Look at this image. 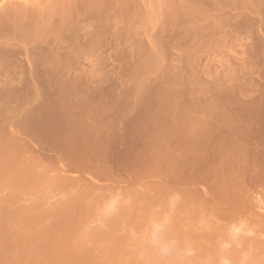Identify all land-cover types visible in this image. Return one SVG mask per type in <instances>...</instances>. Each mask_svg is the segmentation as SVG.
Segmentation results:
<instances>
[{"label":"rangeland","instance_id":"rangeland-1","mask_svg":"<svg viewBox=\"0 0 264 264\" xmlns=\"http://www.w3.org/2000/svg\"><path fill=\"white\" fill-rule=\"evenodd\" d=\"M219 1H221V3ZM226 1H228L226 3L227 5L224 4ZM213 2H209L211 4L209 6H207L209 3L208 4L204 3L205 8H203L204 6H202V9H201V10L204 9L203 13L199 12V14L200 13L203 14V15L200 14V17L198 16L199 21L197 19H194V20L192 19L193 21L192 22L190 17H189L190 18L189 20L191 22H189L187 18L182 19L187 16L177 17L181 19L179 20L176 18L178 22L176 20L175 22L177 23H174L173 20L170 23L165 20L166 18L159 19V21L161 22L157 21L156 24L157 23L158 24L155 25L156 28L154 31V35L156 36L153 35L155 42L158 41L155 44H157L158 47H161L160 49L158 48L159 50L156 49L157 51L150 50L148 48H146L148 50L142 49L140 51L139 49H133V48L127 49L129 39L127 40L125 39L123 41V45H124V42L126 41L125 42L127 44V45L125 44L126 48L123 47V48L118 49L119 47L117 48L116 47L117 45L115 46V44L117 43L114 44L115 41H112L113 37H111L112 35L110 33H107L108 34L107 38L105 37L104 41L102 39L104 38V36L100 38V42L103 41L102 43L104 44L103 46V44L101 43L103 46L102 53L100 54L101 50H98L97 48L99 52H97L98 54H96L95 53L96 50H95L94 51L95 56L93 55L92 57L93 53L88 56L84 55L83 59L85 60V62L80 56L81 54H79V56L78 55L73 56V54L72 56H70L71 54H66V49H64L63 46L61 47L57 43L51 45L50 47L47 48V50L44 51L43 55L45 56L44 58L46 60V63L49 62L46 65L43 64V62L42 64H40L39 62L36 61V59H40L41 61H43L44 58L41 59L43 55L40 56L41 58L40 57L36 58V56H39V55H34L35 57H33L32 55H26L24 53L22 54V52L17 53L16 50H12L14 51L13 53L10 52L11 51L10 50L9 51L10 55H9L7 52L8 49L6 48L0 49V58L2 56L5 57L2 60V62H0L1 63L0 67L2 68L0 69L1 75H3V73L4 74L6 73V75L9 73L13 74L14 76L17 75V80L14 82L12 81L10 83H4V82L0 83V261H2L0 262V264L1 263L8 264L9 262H11V264L13 263L14 264L16 263L24 264L25 262L26 264H36L37 262L40 264L39 261H41L40 259L42 258H43L44 263H41V264H46L48 259L50 262H47V264L49 263L51 264L52 260L56 259V257L58 258L56 260L58 262L59 258L63 259L64 257L63 255H65L66 257L69 254H70L69 257H66L65 259L66 261L65 264H72L71 262H74L72 260H75L76 264L78 263L87 264L90 261L92 262L91 258L96 259V260L98 259V257L96 256L94 257V255H92L97 251V249L100 250L98 251V253L100 252L103 254L105 249L106 251L109 250L108 248L109 245L112 247L114 246L115 248L117 247L116 249L118 251H116V249L111 247L110 250L111 249L115 250L114 252L111 250V252L113 253L111 252L109 253L111 258L108 254L104 252L103 256L106 254L105 256L108 255L109 257L107 258L108 261L110 259L109 261L110 263L106 261L105 262L106 264L107 263L111 264L114 261V259L116 260V262L119 260L118 261L119 263L122 262L121 260H123L122 264L123 263L125 264L127 262H129L127 264H132V262H134L133 264H136V263L137 264H142V263L152 264L153 262L158 263L159 262L158 259L162 257L165 258L164 259L165 261L167 260L166 258L168 257L170 258V256H172V260L168 259V261L170 260V262H172L174 259L173 257L176 256V253H177L176 250L174 251L175 243L173 245L171 239L169 243L166 237H163L164 234L166 233L165 236L169 235L170 238H176L177 241L180 239L178 237L179 236L178 234L176 235L174 234L175 237H173V234H172L173 232L165 228L166 226L164 225L165 221L167 223V220H166L167 217L165 218V216L169 214L168 205L172 203L171 201L169 202V200L175 195L174 192L172 193L171 191L176 190L175 193H177L178 188L180 189L185 188L188 190H190L189 187L197 189L198 187L200 188L201 186L202 188H204L203 186L206 187L207 184H209V181H207V183L203 181L201 182L200 178L204 176L212 177V175L214 176L213 177V179H215L214 181L216 182V180L217 181L219 180L220 184L223 182L224 183L233 182L235 178L239 179L240 181L243 180V182H246V181L249 182V180L252 179V176L256 178L255 180H257V183H259L258 181H260L261 179L264 180V176H263L264 167H262L264 166V0H225V1L224 0H216V1L213 0ZM212 3L214 5H212ZM221 4L225 6H222ZM207 7L208 8L211 7V8L208 9ZM209 16L211 17L210 18L211 20L216 18L214 19L215 24L219 22L220 20L222 21L223 19L222 21L223 24L221 23V21L219 22V24L221 23L220 25L222 27L224 26L223 28L221 27L222 30L221 28L217 30L218 27H220V25L219 24H217L219 26L213 25L212 24L213 21L209 19ZM217 16L221 17L222 19L217 18ZM203 18L205 20H203ZM164 20L166 21V23ZM207 20H209L208 23H207ZM194 21H195V24H194ZM209 22H211V24L214 27L211 26ZM198 23H201L203 25V28H202V25L200 24L198 25ZM168 24L170 26H167ZM209 25H210V28H208ZM172 26L174 27L171 28ZM199 26L201 30L199 29ZM216 26L217 28L215 29ZM193 27H196L197 29H199L200 32L203 31L204 33L206 32L205 29H208V30L210 29L209 30L210 34L206 32L204 35L203 32L200 33L196 28H193ZM177 29L179 31L183 30V32L182 31L177 32ZM224 29H226L225 30L226 33ZM173 30L175 32L174 34L172 33ZM211 30L213 32H211ZM214 31H216V33ZM167 32L170 35H168ZM160 33H162L164 36H161L162 34ZM196 34H197V37H196ZM206 34H209V35H206ZM183 35L185 36L182 37ZM211 35L214 37L213 38L209 37ZM216 35H218L217 38L220 36V39L219 38L217 39ZM159 36L162 38H160ZM170 36L172 37V39H170L171 38ZM203 36L206 38L203 39ZM164 37L169 42H166V40L163 39ZM199 37H200V40H198ZM108 38L111 40V42ZM156 38L157 39L160 38L161 40L160 39L157 40ZM145 39H146L145 36H142L139 40L140 41L143 40L144 43L147 44L148 41ZM209 39L212 41L216 40L217 42L214 41L213 43L212 41H209ZM106 40H107V44H106ZM177 40H180L179 44L177 43L178 42ZM183 40L185 43L183 42ZM189 40L190 41L193 40V43H191L192 41L190 42ZM204 41H207V43H205ZM218 41L220 43H218ZM111 43H113L114 45ZM180 43L185 44V46H187L190 43L191 46H195L197 48L196 50L194 49L192 50L193 47L190 46L191 49H188L190 50L188 51L187 48L183 49L184 46L180 45ZM211 43L212 45L214 44L213 47L217 46V48L218 47H221V48L214 49L212 46H209L211 45ZM101 44L99 47L100 49H101ZM171 44L174 46H172ZM110 45L113 46L111 51H109V48L112 47V46L110 47ZM178 45H180L183 50L179 49ZM189 45L187 47H189ZM202 45L204 47H202ZM198 46H201V47H198ZM208 46L211 47V49H209ZM122 49H124V51ZM64 53L66 56L64 55ZM103 53L105 54L103 55ZM56 54H58L59 56L60 55L62 56L60 57L55 56ZM98 55L99 56L101 55L100 58L103 56V61L99 58ZM46 57L48 59H46ZM56 57L59 58L61 63L59 61H57L58 63L56 62L55 60ZM30 58H33V59H30ZM86 58L90 59V61L92 59L91 62H93L94 64L91 62H89L91 65L87 64L88 61H86ZM5 59L6 61L7 59H10L8 60V62L10 61L11 63L9 62L8 64V62H5ZM29 59L32 62H34L33 60H35V64L32 65L33 63ZM27 60H29L30 62L29 61L27 62ZM53 60H55V62ZM78 60H80L81 62ZM19 61H21L23 65L20 64L21 62L18 64ZM34 66L35 68H33ZM23 69L25 70L22 71ZM19 79L20 80L22 79V80L20 81ZM66 154L72 155L71 160L73 159V161L74 160L86 161L87 163H90L92 165H105V166H110V168L112 166L115 168V170L114 168H112V170H114L113 173L118 176L124 175L125 173L131 176H138V177L140 176L139 177L140 179H138L137 183H133L134 185L130 184V186L126 184H121V183L120 184L116 183V185H114L112 181L105 179L104 180L105 182H104L103 178L96 175L95 178H96V181L98 180L100 182V183L98 182L100 187L101 186L103 187L105 184L107 185V183L109 185L112 182V184L117 189L113 188L114 186L110 184L113 187L110 185L109 186L112 187L113 189H116V191L115 190L113 191L112 189L109 190L110 193L109 191H106L108 192V194L106 193L107 195L105 198L104 197L105 192L104 194L98 193V190L100 188H98L97 183L95 182L96 184H94V186L95 188L96 187L98 188L97 193H96L98 195L94 194V196H92L90 192L91 198L93 197V200L91 199L93 203H91L90 198H88L89 196L86 199L85 198L83 199L82 195L84 193H81V191L78 190L77 188L79 186H82V184L78 185L76 183L75 186L77 185L78 186L76 188H72L71 186L72 184L69 185L65 183L68 186V188H70L69 186H71V191L66 190L68 188L64 184L61 185L63 187L62 190H59L61 189V186L59 188L58 186L57 187L55 186L57 185L58 181H56L57 183H55L54 185L55 180H57L55 179L57 178L55 174H58L60 172L61 166L64 164V162L61 163V160L59 159V157L60 156L62 157V155L67 156ZM56 160H58V162H55ZM41 161H44V162H41ZM38 162L42 163L39 165H44V166H41V168H39L37 164L36 166H31L32 164L34 165V163H38ZM54 162L57 163L56 167L53 164ZM60 163H61V166H59ZM48 164H50L52 168L55 167L56 170L53 169L54 171H50L52 168ZM47 166H49V169L50 168L51 169L50 170L47 169L48 168ZM42 168L48 171L50 180L52 179L53 174L55 172L54 174L55 178L53 177L54 181L51 180L52 182H50V180L47 179L48 175L46 174L45 171H42L43 170ZM39 169H42V170H39ZM49 171L53 173H49ZM74 171L73 172L71 171V173L69 171L67 173L70 176V179L71 177L73 178L76 175L80 177L84 175L83 177L84 178L86 177L85 175L87 173L81 175V174H78L81 172L78 171L77 173V170H74ZM42 172L45 173L43 174V179H44V175H46V178L44 179L46 181H44L43 179L41 180ZM141 173L143 174L142 176H141ZM227 174L228 175L230 174V175L228 176ZM38 175H39V178H38ZM94 175L95 174H93V176ZM232 175L233 177L235 175V177L232 178ZM257 175H259V177ZM33 176L36 177V180L38 178L37 182L39 181L40 183L38 184L37 182L32 183V181L28 182L30 181L28 180V178L30 179ZM89 176H90V173H89ZM230 176L231 178H229V180L231 179V181H228L227 177H230ZM242 177L246 180L244 181ZM91 178H92V175H91ZM91 178L89 177V179ZM175 178H178V179L183 178L185 180L189 179L191 180V182L190 181L187 182L183 180L184 184L182 182H181L182 184L173 183L172 186H174L177 189L175 190L170 189L169 191L170 193L168 192L169 195H171V193L174 195H172V197L169 198V195L167 193L168 197L166 196V198L163 199V200L166 199L165 203H163L165 207L162 208L160 203L162 204V202H164L161 199L163 197H158L155 191L159 190L160 189L159 187H161L162 184L165 183L167 185L166 182L170 181V179H175ZM85 179L87 181L88 177H86ZM237 179L236 181L238 182L234 181V183L238 184L237 186L240 188V190H236V191L238 193H240L239 191H241V194L243 195L237 194L236 192L235 193L237 194V196L239 195L238 198L240 196L241 197L244 196V197L242 198V201H241L240 198L237 199V196H236L235 200H237L238 203L236 201L234 202L240 205V207L242 206V202L246 201L245 198L246 199L248 198V200L250 198L251 199L253 198L254 194L256 193L255 189L256 191L259 190V192H262L260 194H263L264 192L263 191L264 190L263 180H262L263 183H261L263 186L261 185L259 188V185L255 181L251 183L253 179L250 180V183H249L250 186L248 185V182H246L245 185L243 182H242L243 185L242 183L241 185H239L240 181ZM18 180L24 183H21V184L19 182L17 183ZM93 180L94 178H92V181ZM86 181H84V184H86L85 183ZM254 182L256 184H254ZM210 183L214 184L213 181H210ZM217 183L218 182H216L215 184L217 185ZM141 184L142 186L143 185L146 187L148 186L147 189L149 192L145 190L144 186L143 188H140ZM251 184L254 187L255 185L256 186L258 185V188L255 187L253 189ZM137 185H139L140 191L141 189H143L144 191L142 193V198L137 196L139 192V190L138 191L136 190L138 189ZM53 186H55L56 188L54 187L55 188L54 189ZM64 186L66 189L64 188ZM75 186L73 185V187ZM164 186L161 188L164 189ZM244 186H246L248 190H250L251 188L252 190H254V191L251 190L252 193L254 192L253 194L249 191L251 193L250 196L252 197H249L248 190L246 188L245 190ZM238 187L235 189H238ZM261 187H262V190H261ZM155 188L157 189L155 190ZM242 189L247 191V194L244 191H242ZM75 191L77 194L79 195L81 194L80 195L81 198L78 197L76 193H74ZM162 191H164L163 194H162ZM162 191L161 193L160 191H158V193H160L161 195L165 197L166 194L164 193L166 191L165 190H162ZM198 191L200 193H204V189L200 188ZM93 192H96V190ZM139 193H140L139 195H141V192ZM149 193H151L150 195L151 200H149L148 198L147 200L148 203L143 202L142 204V202L140 201L141 203L138 202L139 205L137 204V206L133 207L135 204V201L138 199L137 198L134 200V197L137 196L141 198L140 200L143 199L142 201H144L143 197L145 198L148 197ZM70 194L76 195V198L82 199V201L87 204L89 202L88 205L90 206H87V209H86L85 207L87 205L86 204L84 206V208L86 209V210L85 209L83 210L84 212L88 211L89 210L88 207H90V209L92 208L91 211L89 210V212H91L90 215L93 214V211L95 213L91 217L90 215H88L89 217L86 218L84 225L82 222L81 224L78 222L79 220L78 216L79 214L80 215L86 214V213L89 214V212H86V213L81 212L77 215L76 209L78 208H75L76 205L74 204L75 205L74 206L72 204L73 200L69 199V198L73 199L72 195ZM260 194H257V195H260ZM102 195H104L103 196L104 198L102 197ZM95 196L99 198L96 200ZM155 196H157L158 198H156ZM76 198L73 201L74 203L75 202L78 203L80 201V199L76 200ZM167 198H169V200ZM64 199L67 202L63 201ZM173 199L174 198H172L171 200ZM64 202L66 203V205H64L65 204ZM70 202L74 206L75 210H72L74 208L71 205H70V208L72 207V209L69 210ZM125 202L127 203V205ZM166 202L168 204H166ZM173 202L175 201L173 200ZM80 204L82 206L84 203L82 204L81 202ZM131 204L133 205L130 206ZM67 205H68V208H67ZM57 206H58L59 212H57V210H55L56 212L53 210L54 207H57ZM112 206L116 212L112 209ZM192 206L190 210L191 212L194 210L193 212L194 217L196 216L195 214H197L198 212L200 213L202 211L201 209L205 211V209L203 208L204 206L202 207V205L198 206V204L195 205L194 203ZM197 206L199 208L202 207L199 209L200 211L198 210ZM51 207H53V209ZM62 207L64 208L65 212H67L68 214L70 213V211L71 212L73 211V214H75L76 212L77 216L74 215L75 217L72 219H75L77 217L76 219L78 220H73V221L70 220L71 219L70 216H73L71 215L72 213L70 214L69 219H67L66 216H65L66 218L64 217L66 219V222L67 220H69L70 224L72 223L79 224V226L75 224L74 226H71L70 224H68L69 225L68 230H71L72 232L69 231L68 233L67 229H65V227H67L66 225L67 223L65 222V219H64V222L66 224L64 223L60 224L61 221L63 222V220L61 219L63 217L62 214H60L62 217L61 216L57 217L58 214L55 216V213L61 212L60 208ZM122 208H125L126 210ZM136 208L137 209L141 208V210L137 212ZM193 208L197 210L195 211V209ZM255 208L250 209L251 211L249 212L246 210L247 213L251 212L249 216H251L253 212L255 214L257 213L256 215L260 214L259 217L262 216L261 214L264 215V213H261V212H264V208H260L261 212L258 210L259 208H257L259 212L256 211ZM67 209L69 210V212ZM121 209L122 211L124 210L123 211L124 213L121 211ZM48 211L50 214L48 213ZM78 211H80V208ZM119 211L123 213L124 215L122 214L121 216ZM134 211L135 213L137 212V215L141 214L142 217L144 216L143 219L140 218V219H137L138 220L137 221L135 219L137 216H135ZM51 212L53 215H51ZM126 212L129 216L131 212L134 213V214L131 213L132 215H134V217L132 215L131 216L140 224L135 222L131 216L130 218L129 216L123 217L127 215L125 214ZM162 212L164 213L162 214ZM9 213H11V215ZM67 213L63 215H66ZM117 214H120V215L117 217ZM246 215L242 213V215H240L242 216L241 220L243 219V216H246ZM86 216H82V217L85 218ZM199 216H201V213ZM199 216L197 215V218L195 217L197 221L193 217L195 223L197 222V224L193 223L195 224L194 227H193L192 222L190 223V225L188 224L186 227V229H189V232L191 231L194 232L196 229L193 235L198 233L201 228L206 227L208 223H209V226L206 227V230H208L207 228L211 229V226H212V222L210 223V220H209L210 217L205 219L206 217H208V215L205 218L203 217L205 220L201 217L202 218L201 221L204 220L205 222V223L203 222L204 224L201 221H199L200 220ZM249 216H247V218H249ZM59 217H61L60 223H58ZM109 217H111L112 219ZM27 218L30 221V223H28L29 222L28 220H27L28 222L26 221ZM31 218H34V220L37 222H35ZM53 218H57L58 220L55 223L56 225L53 224V222L56 220ZM90 218H93V219L91 220ZM122 218H124L123 222L125 221V218L132 219L135 225L133 226L134 223H132V225L130 224L127 226V223L129 224L128 222L129 220H127L125 221V224L120 223L121 225H123L122 228L120 227L121 226L120 224L116 225V226L120 225L119 227L121 228V229L118 228V230L120 229L121 231L116 232L117 228L115 230L114 228L116 226L112 223L116 221L117 223H119L118 222L119 220L120 222H122ZM163 218H165L164 222L161 221L163 220ZM110 219L112 220V223ZM239 219L240 217L236 219L235 222L232 221L234 225L236 221L237 223H239L240 221ZM17 220H19L18 221L19 224L17 223ZM21 221L25 223H22ZM198 221L199 223L201 222V225L198 224ZM242 221H240V224L242 223ZM20 222L26 226L30 224L28 225L29 228L28 226L25 228V226H23ZM105 222H108V225ZM220 222L223 224L222 221ZM225 222L232 223L230 221H225ZM13 223L14 224L16 223V225L21 224L22 226L21 225L13 226ZM50 223H52V226ZM130 223H131V220H130ZM103 224H105V226ZM158 224L162 226H159ZM191 224L194 229L192 227L190 228ZM245 224H246V227L250 225V224L248 225L247 223ZM80 225L82 226L80 227ZM102 225L104 229L105 227H107V229L109 228L110 229L109 230L105 229L106 230L105 231L101 227ZM136 225H138V227H136ZM198 225L202 227L200 228ZM226 225L227 224L224 223V226ZM237 225L240 226L239 224ZM237 225H235V227ZM241 225H244V224H241ZM112 226L114 228L111 229ZM126 226H127V229H130V230L133 228L131 230L132 233H129L130 231L126 230L125 228ZM232 226L229 228H234ZM70 227L78 228L77 231L76 229L73 228L74 231L78 233H74L73 229ZM196 227H199L200 229L198 228L197 230ZM249 227H247V229ZM30 228L36 231V232L34 231L31 232L32 235L31 233H29ZM42 228L44 229L41 230ZM160 228L162 231L159 230ZM237 228H240V227H237ZM237 228L236 229L234 228V229L237 230ZM243 228L245 229V225L241 229L243 230ZM99 229L103 230L102 234L101 232L99 233L100 231ZM223 229L221 228V231ZM225 229L227 230V228ZM44 230H45V233L43 232L42 234V231ZM59 230L61 234L59 233ZM110 230L115 231V234L113 235L114 232L112 233ZM156 230L157 231L159 230V234L155 232ZM212 230L213 229L209 230V232L211 231L213 233ZM228 230L232 231V229H228ZM228 230L225 231V237L221 234L222 232L219 231L221 234V237H223L224 240L227 238L226 241L222 240L223 238H220V237H219L220 239L218 240L214 239V236H213L212 239L214 240L213 242L214 244H212L211 241L213 240L210 237H209V241L207 240V238L206 239L203 238L204 240H206L204 242V241H201L203 239L198 240V239L191 238L192 233H193L192 232L190 234L191 237H189V239L187 238V236L182 237V239H180L182 243L180 242V244H182V247H184L183 245H186V244H184L185 242H183L182 240H186V242H188L189 240L190 242H192V244H190L189 242L187 244L189 246L192 245L191 247H193V249L191 248V252L192 251L194 252L196 250H197L196 251L197 253L199 251H200L199 253L202 252L200 254L201 256H199V254L197 253H194L197 256L193 254L195 257H197L196 258L197 260H198V256L199 258H202V257L205 258L206 256L209 257L210 255V257L208 258V261H206V258L205 260L204 258H202V261L205 263L211 262L210 258L213 259L214 262L216 261L215 263H217V260L218 261L220 260L218 256L222 257L224 253L225 254L227 253L229 256L228 259H230L231 257L232 258L231 260L234 259L233 261L236 262V264H239V263L242 264L241 257L242 256L244 257L248 252L244 251L246 252V254L241 252L242 245H243L241 241L243 240L244 242L245 240L246 242L244 243L246 244L247 241L249 242L250 238L244 237L245 239H243L242 237H240L242 238V240L241 239L239 240L238 237L239 235H242L241 232H240L241 234H239V232H236L235 230H233L236 233L234 232L230 233L231 231L229 232ZM46 231L48 234L51 233L52 240H50V242L55 241L53 244L48 242L49 239L51 238H48L50 237V235L47 236L48 239L46 238L45 235H48L46 234ZM54 231L55 233L52 234ZM86 231H89V232L91 231L89 234L90 237L87 235L89 232L86 233ZM107 231H109L110 234ZM123 231H126V232H123ZM92 232L94 233L96 232V233L94 234ZM120 232H123V234L121 233V237L127 235V233L129 234L128 235L129 237L127 236L126 238L123 237L124 240L123 238L119 239ZM179 232L181 231L175 230L174 233H179ZM189 232H187L186 234H188ZM247 232L248 234L251 233L250 230L246 231V233ZM33 233L35 236L34 238H32ZM56 233H58L59 235H64V236H60V241L58 239L59 236L58 234L56 235ZM118 233H119V236H117V241L122 240L121 243L117 242L116 240H114L115 242L113 241L114 239L113 237H115L116 239V235H118ZM227 233L229 235H227ZM233 233L236 235H231ZM26 235H28V238ZM38 235H40L41 238ZM156 235H160V236L158 237ZM66 236H68V238H66ZM69 236L71 237L73 236L72 239ZM228 236L229 237L231 236L232 238H234V236H238L236 237V239L234 238V241L235 242L237 241V243H232V244H236L237 247L236 245H235L236 248L234 246H231V247H234V249H238L240 251L234 250L233 248L230 247L232 239L230 237L231 241H227L229 240ZM242 236H244V234ZM262 236L263 235H261V239L263 240L264 237ZM29 237H31V239L33 240H31ZM36 237L39 239H37ZM87 237H89L90 241H87L88 239ZM53 238H55V240H53ZM217 238H218V233H217ZM56 239H58L57 241H59L58 242L59 246L63 245L64 242H66L65 243L66 249H64L65 247H62V246L61 248H58ZM68 239L72 240L71 243H69L70 245L68 244L69 242ZM176 239H173V242L174 240L176 242ZM62 240H63V243L61 242ZM92 240L94 241L92 242ZM216 240H217L218 248L220 247L219 240L224 241L225 244H228V243L230 244H228V248H225V246L223 247L221 246L222 248L220 247L218 249V248H215L217 247L215 243ZM73 241L77 243H74ZM157 241L162 242V243L161 242L159 243L160 248H159V245L155 244ZM238 241L241 243H239ZM33 242H36V245ZM164 242L167 243V245L169 244V246H167ZM193 242H195L194 243L195 246H193ZM43 243L44 244L46 243V244L44 245ZM55 243L57 245H54ZM196 243L198 244L196 245ZM238 243L241 245V247H239ZM49 244L51 247L54 245L53 249L55 250L51 249ZM200 244L202 247L198 246ZM225 244L223 243L220 245H225ZM38 245L40 248L37 247ZM170 245L173 247H170ZM205 245H207L209 248L207 246L204 247ZM214 245L215 247H210ZM31 246H35V248ZM67 246L69 248H67ZM163 246L165 248L169 247V250L170 248H173L172 249L173 252L170 251V253L171 252L172 254L175 253V255H172V254L165 255L169 251L168 250L167 252L164 251L166 249H164ZM155 247L157 249H155ZM199 247H201V249H203L204 247V249L201 251L199 250ZM42 248H43V251H41L42 252L41 253L40 250H42ZM85 248L87 249L89 248L90 251L89 249L88 251H86L87 249ZM152 248L153 250H151ZM246 248L248 251V247ZM73 249L75 251L78 249L79 252L81 250L80 253L83 256L80 253H78V251L75 252ZM91 249L95 252L91 253L92 252ZM215 249L216 251H214ZM221 249L224 252L221 253L222 251ZM227 249H229L230 253L233 251L234 252L231 253L230 255ZM82 250L84 251V254L87 253L89 256H87V254L84 255L82 253L83 252ZM155 250H158L156 251L157 253L155 252ZM47 251L49 252V255H47L48 254ZM148 251L149 252L151 251L149 257H147L149 255V253H147ZM181 251L182 250H180V252ZM53 252L54 254L57 253L56 256H54ZM71 252L76 254V256L74 254H71ZM88 252H90V254ZM118 252L119 254L120 253L121 254L119 255ZM183 252L185 253V251ZM205 252L207 254H205ZM210 252H212V254ZM40 253L43 254V257L41 256L39 259V256L41 255ZM138 253H140V255ZM146 253L147 255H145ZM238 253L242 254V256L238 255ZM59 254L61 255V257ZM116 254L118 255L116 256ZM158 254L160 256H158ZM186 254H181L180 256L182 257H180L179 252H178L177 258L175 257V260L178 259L179 264L182 263V261L184 262L185 261L184 258L186 259L187 257L189 258L190 256V255L189 256L187 255V257H184V255L186 256ZM227 254H226V257H227ZM45 255L47 256V258ZM80 255H81V258H79ZM90 255L92 256L90 257ZM233 255L234 257H237V258L232 257ZM86 256L88 257L89 260L88 259L87 260L89 262H87L86 260H85L86 262L84 261ZM155 256H156V259L158 258L157 259L158 261L155 258L153 259V257ZM178 256L181 258V260L179 259ZM191 256L189 258L190 259L189 264L191 260L195 258L194 256L193 257ZM100 257L102 259V255ZM136 257H138L139 259ZM141 257L144 259H142ZM151 257H152L151 259L152 262L150 261ZM216 257L218 258L217 260H215ZM68 258H69V263L67 261ZM62 259H60L61 262H62ZM111 259L113 261H111ZM189 259H186V260H189ZM228 259L226 260L225 258L224 260L222 258L221 261H219L218 263L220 264L221 262L222 264L225 261L224 263L228 264L229 263ZM245 259H247V257H245ZM162 260L160 259L159 264L160 263L164 264L165 262H167V261L164 262ZM175 260L174 262L176 263L177 260L176 261ZM231 260H230V264H234V262L232 261L233 262L232 263ZM103 261L102 262L99 261V262L102 264ZM55 262L53 264H57ZM75 262L73 264H75ZM96 262H98V260ZM186 262L188 264V261ZM186 262L184 263L186 264ZM193 262H195V259L191 263L193 264ZM196 262H199V261H196ZM93 264H96V263L93 261Z\"/></svg>","mask_w":264,"mask_h":264},{"label":"bare ground","instance_id":"bare-ground-1","mask_svg":"<svg viewBox=\"0 0 264 264\" xmlns=\"http://www.w3.org/2000/svg\"><path fill=\"white\" fill-rule=\"evenodd\" d=\"M214 1H216V0H214ZM225 1V0H224ZM209 2H213V0H0V46H2V47H0V49H2V48H6V49H8V54L10 55V53H9V51L10 52H14V51H12V50H16V52L18 53V52H22V54L24 53V54H26V55H32L33 57H35L34 55H39V56H36V58H38V57H40V56H42L43 54H44V51L45 50H47V48L48 47H50L51 45H53V44H55V43H57L58 45H60L61 47L63 46V48L64 49H66V54H71L70 56H72V54H73V56H79V54H81L80 56L82 57V59L84 58V55L86 56H88V55H90V54H92V57H93V55H94V51H95V53L96 54H98L97 52H99L98 50H101V52H100V54L102 53V48H103V46H104V44L102 43L103 41H104V39H105V37L107 38V33H110L112 36L111 37H113V40L112 41H115L114 42V44L115 43H117V44H115V46L118 48V49H120V48H126V41L124 42V45H123V41L126 39H129V43H128V45H127V49H130V48H133V49H139V51L140 50H142V49H146V48H148V49H150V50H159L161 47H158L157 46V44H155L156 42H158V41H156L155 42V39L153 38L154 36H156V35H154V31H155V28H156V26L155 25H157L156 24V22L157 21H159V19H161V18H166L165 20L166 21H168V22H172V20L174 21V23H177L178 22V20H176V18L177 17H180V16H187V17H184V18H182V19H185V18H187L188 19V21L189 22H191L192 21V19L194 20V19H199L198 18V16L200 17V14L201 13H203V10H201L202 9V6H204L203 8H205V4L204 3H209ZM220 3H221V1H219ZM228 1H226L225 3L224 2H222V3H224V4H226ZM214 3V2H213ZM212 3V5H214ZM202 4H204V5H202ZM217 4V3H216ZM219 4V3H218ZM209 5H211L210 3L207 5V6H209ZM222 5V4H221ZM220 5V6H221ZM227 5V4H226ZM219 6V7H220ZM222 6H225V5H222ZM216 7H218V6H216ZM208 8V7H207ZM211 8V7H210ZM210 8H208V9H210ZM199 12H201L200 14H199ZM206 12V11H205ZM210 13V12H209ZM208 14V13H207ZM206 14V15H207ZM201 15H203V14H201ZM208 16V15H207ZM191 18V21L189 20L190 18ZM202 18V17H201ZM211 17L209 16V19H210ZM212 18H213V16H212ZM217 18H221V17H219V16H217ZM177 19H179V18H177ZM214 19H216V18H214ZM214 19H210L211 21H213V25H217V24H219V22L221 21H219V22H217L216 24L214 23ZM222 19V18H221ZM164 20V21H165ZM175 20L177 21V22H175ZM179 20H181V19H179ZM203 20H205L204 18H203ZM217 20H219V19H217ZM163 21V20H162ZM166 21H165V23H166ZM196 21V20H195ZM195 21H194V24H195ZM199 21V20H198ZM197 21V22H198ZM202 21V20H201ZM208 21L209 20H207V23H208ZM222 21H223V19H222ZM222 21H221V23H222ZM159 22H161V21H159ZM181 22V21H180ZM186 22V21H185ZM193 22V21H192ZM197 22H196V24H197ZM204 22V21H203ZM203 22H201V23H203ZM216 22V21H215ZM174 23H172V24H174ZM201 23H198V25L200 24V25H202ZM206 23V22H205ZM204 23V24H205ZM210 24H211V22H209ZM220 23V24H221ZM211 24V26H213ZM219 24V25H220ZM223 24V23H222ZM166 25V24H165ZM219 25H217V26H219ZM167 26H170L169 24L167 25ZM166 26V27H167ZM217 26L215 27V29L217 28ZM174 26H172L171 28H173ZM214 27V26H213ZM222 26L220 25V27H218V29L217 30H219V28H221ZM224 27V26H223ZM222 27V28H223ZM170 28V27H169ZM193 28H196V27H193ZM202 28H203V25H202ZM208 28H210V25H209V27ZM222 28H221V30H222ZM157 29H159V28H157ZM189 29H191V28H189ZM197 29V28H196ZM199 29H200V26H199ZM199 29H197L198 31H199ZM205 29V28H204ZM161 30V29H160ZM170 30V29H169ZM174 30H176V29H174ZM174 30L172 31V33L174 34L175 32H174ZM201 30V29H200ZM208 29H205V31L207 32V33H209V30L207 31ZM213 30V29H212ZM211 30V32H213ZM226 29H224V31H225ZM180 31H182L183 32V30H180ZM178 29H177V32H180ZM184 31H185V29H184ZM189 31V30H188ZM200 32V31H199ZM201 32H203V31H201ZM200 32V33H201ZM205 32V33H206ZM215 33H216V31H214ZM163 33V32H162ZM162 33H160V34H162ZM166 33V32H165ZM168 33V32H167ZM185 33V32H184ZM188 33V32H187ZM191 33V32H190ZM195 33V32H194ZM205 33L203 32V34L205 35ZM220 33V32H219ZM225 33H226V31H225ZM180 34V33H179ZM179 34H178V36H179ZM186 34V33H185ZM197 34H198V32H197ZM197 34H196V37H197ZM210 34V33H209ZM209 34H206V35H209ZM106 35V36H105ZM154 35V36H153ZM168 35H170L169 33H168ZM176 35H177V33H176ZM193 35V34H192ZM195 35V34H194ZM201 35V34H200ZM104 36V38H102L103 39V41L102 42H100V38L101 37H103ZM142 36H145V40H147L148 41V43L147 44H145L144 43V41L142 42V41H140L139 39L142 37ZM161 36H164L163 34L161 35ZM172 36V35H171ZM170 36V37H171ZM185 35H183L182 37H184ZM199 36V35H198ZM217 36L218 35H216V38H217ZM110 37V36H109ZM110 37V38H111ZM158 37V36H157ZM160 37V36H159ZM165 37H166V35H165ZM165 37L163 38V39H165ZM195 37V36H194ZM209 37H214V36H209ZM208 37V38H209ZM225 37V36H224ZM223 37V38H224ZM144 38V37H143ZM142 38V39H143ZM148 38V39H147ZM160 38H162V37H160ZM159 38V39H160ZM174 38V37H173ZM180 38V37H179ZM193 38V37H192ZM201 38H202V36H201ZM206 37H204L203 36V39H205ZM208 38H207V40H208ZM211 38V39H212ZM219 39H220V36L218 37ZM217 38V39H218ZM222 38V37H221ZM109 39V38H108ZM157 39V38H156ZM159 39H157V40H159ZM170 39H172V37L170 38ZM184 39V38H183ZM186 39V38H185ZM196 39V38H195ZM110 40V39H109ZM161 40V39H160ZM166 40V39H165ZM182 40V39H181ZM198 40H200V37H199V39ZM202 40V39H201ZM146 41V42H147ZM173 41H174V39H173ZM178 42V44H179V42H180V40H177ZM190 41V40H189ZM192 41V42H191ZM190 42L191 43H193V40H191ZM209 41H212V40H210L209 39ZM215 42H217L216 40H214ZM214 41H212L213 43H214ZM110 42H111V40H110ZM166 42H169L168 40H166ZM165 42V43H166ZM183 42H184V40H183ZM205 43H207V41H204ZM103 44V46H102V44ZM176 43V44H177ZM185 43V42H184ZM218 43H220L219 41H218ZM218 43H216V44H218ZM100 44H101V49L99 48L100 47ZM106 44H107V40H106ZM108 44H109V42H108ZM111 44H113V43H111ZM113 44V45H114ZM164 44V43H163ZM169 44V43H168ZM190 44V43H189ZM188 44V45H189ZM209 44V43H208ZM165 45V44H164ZM172 45V44H171ZM171 45H170V47H171ZM180 45H182V46H184L183 47V49L185 48H187V50L188 49H191V47H193L192 48V50L194 49V50H196V48L197 47H195V46H191V44L189 45V47H187L188 45H187V43H186V45L187 46H185V44H181L180 43ZM180 45H178L179 46V49H182L181 48V46ZM199 45V44H198ZM205 45V44H204ZM214 45V44H213ZM213 45H212V43H211V45H209V46H212L213 47ZM112 45H110V47H111ZM163 46V45H162ZM169 46V45H168ZM172 46H174V45H172ZM191 46V47H190ZM208 46V47H209ZM166 47V46H165ZM176 47V46H175ZM198 47H201V46H198ZM202 47H204L203 45H202ZM97 48H98V50H97ZM109 48V47H108ZM113 48V46L111 47V48H109V51H111V49ZM115 48V47H114ZM116 48V49H117ZM159 48V49H158ZM167 48V47H166ZM173 48V47H172ZM207 48V47H206ZM214 49L215 48H217V46H214L213 47ZM218 48H221V47H218ZM217 48V49H218ZM117 49V50H118ZM148 49H146V50H148ZM182 49V50H183ZM198 49H200V48H198ZM197 49V50H198ZM202 49H204V48H202ZM209 49H211V47H209ZM106 50V49H105ZM114 50V49H113ZM116 50V51H117ZM123 51H124V49H122ZM156 50V51H157ZM121 51V50H120ZM125 51H127V50H125ZM130 51V50H129ZM188 51H190V50H188ZM15 52V53H16ZM105 52V51H104ZM115 52V51H114ZM138 52V51H137ZM106 53V52H105ZM105 53H103V55L105 54ZM41 54V55H40ZM6 55V54H5ZM13 55V54H12ZM11 55V56H12ZM46 55V54H45ZM64 55H65V53H64ZM63 55V56H64ZM55 56H59L58 54H56ZM60 56H62V55H60ZM59 56V57H60ZM66 56V55H65ZM64 56V57H65ZM95 56V55H94ZM99 56V55H98ZM101 56V55H100ZM100 56H99V58H100ZM45 56L43 55V57L41 58V59H43ZM48 57H49V55H48ZM5 57H1L0 58V62H2V60L4 59ZM62 58V57H61ZM60 58V59H61ZM76 58V57H75ZM74 58V59H75ZM91 58V57H90ZM30 59H33V58H30ZM29 59V60H30ZM46 59H48L47 57H46ZM55 59V58H54ZM80 59V58H79ZM102 61H103V56L100 58ZM8 60H10V59H7V61H6V59H5V62H8ZM29 60H27V62L29 61ZM56 62L57 61H59L60 63H61V61L59 60V58L58 57H56ZM55 60H53L54 62H55ZM62 60V59H61ZM84 60V59H83ZM100 60V61H101ZM14 61V60H13ZM31 61V60H30ZM29 61V62H30ZM34 62H32L33 64L32 65H34L35 64V60H33ZM36 61L37 62H39L40 64H42V62H43V64H48L49 62H47L46 63V60H45V58L43 59V61H41L40 59H36ZM41 61V62H40ZM48 61V60H47ZM63 61V60H62ZM73 61H75V60H73ZM78 61H80V60H78ZM86 61H88L87 62V64H90L89 62H91L92 61V59H91V61H90V59H87L86 58ZM4 62V61H3ZM10 62V61H9ZM9 62H8V64H9ZM15 62V61H14ZM21 61H19L18 62V64L20 63ZM36 62V63H37ZM81 62V61H80ZM84 62H85V60H84ZM11 63V62H10ZM17 63V62H16ZM15 63V64H16ZM38 63V64H39ZM58 63V62H57ZM91 63H93V62H91ZM20 64H22V62L20 63ZM29 64H31V63H29ZM39 64V65H40ZM74 64V63H73ZM78 64V63H77ZM94 64V63H93ZM101 64H103V63H101ZM105 64V63H104ZM0 65H1V63H0ZM13 65V64H12ZM17 65V64H16ZM15 65V66H16ZM23 65V64H22ZM91 65V64H90ZM11 66V65H10ZM36 66V65H35ZM35 66L33 67V68H35ZM76 66V65H75ZM9 67V66H8ZM20 67V66H19ZM22 67V66H21ZM14 68V67H13ZM0 69H2L1 67H0ZM25 69H23L22 71H24ZM3 71V70H2ZM1 72V71H0ZM22 78V77H21ZM39 79V78H38ZM17 80V75L16 76H14L13 74H7L6 75V73L4 74L3 73V75H1V73H0V83H2V82H4V83H10V82H14V81H16ZM20 80V79H19ZM22 80V79H21ZM20 80V81H21ZM62 144V143H61ZM67 156H63L62 155V157L60 156L59 157V159L61 160V163L62 162H64V164L61 166V163H60V165L59 166H61V169H60V172L58 173V174H55V172H54V174L57 176V178H55L54 176V174H53V177L55 178V179H57V180H55V182H54V185H55V183H57L56 181H58V183H57V185H55L56 187L58 186V188L61 186V185H65L67 188H68V186L66 185V184H69V185H71L72 186V188H76L79 184L81 185L82 184V186H79L80 187V189H79V187H77L78 188V190H80L81 191V193H84L83 195H82V197H83V199L85 198H87L88 196V198H90V200L92 199L93 200V197L91 198V194H92V196H94V194L95 195H98V194H96L97 193V190H98V188H100L99 190L101 191H99L98 190V193H103L104 194V192H105V196L104 195H102V197L104 196L105 198H106V195L108 194V192H106V191H109V190H115L116 191V187L114 186V185H116V183H121V184H126V185H128V186H130V184H133V183H137L138 182V179H140L138 176H131V175H128V174H125L124 173V175H116V174H114L113 173V171L115 170V168L114 167H112L111 166V168H110V166H105V165H92V164H90V163H87L86 161H78V160H74L73 161V159L71 160V157H72V155H70V154H66ZM59 156V155H58ZM41 162H44V161H41ZM47 162H49V161H47ZM46 162V163H47ZM55 162H58V160H56ZM53 163L54 164V166L56 167L57 166V163ZM45 163V164H46ZM36 164H37V166H39V168H41V166H44V165H39V164H42V163H34V165L32 164L31 166H36ZM56 164V165H55ZM47 165V164H46ZM45 165V166H46ZM48 165H50V164H48ZM51 166V165H50ZM48 168L47 169H49V166H47ZM55 167H53L52 168V166H51V170L50 171H54L53 169H55ZM262 167H264V166H262ZM112 168H114V170H112ZM24 169V168H23ZM43 169V170H42ZM42 169H39V170H42V171H45L46 172V174L48 175V171L47 170H45L44 168H42ZM58 169V168H57ZM26 170V169H25ZM56 170V169H55ZM74 170H77V173H78V171L79 172H81V173H78V174H81V175H83V174H86L85 176L86 177H88V179H89V177L91 178V175H92V178H94V180L92 181V178L91 179H89V180H91V181H89L88 179H87V181H89V182H87L86 181V177L84 178L83 176H78V175H76V176H74L73 178L71 177V179H70V176L67 174L69 171H70V173H71V171L73 172ZM27 171V170H26ZM49 171V173H53V172H50ZM264 171V170H263ZM263 171H261V172H263ZM74 172H76V171H74ZM83 172V173H82ZM256 172V171H255ZM260 172V173H261ZM89 173H90V176H89ZM118 173H120V172H118ZM228 173V172H227ZM264 173V172H263ZM42 174V178H41V180L43 179V174H45L44 172H42L41 173ZM93 174H95L94 176H93ZM256 174V173H255ZM259 174V173H258ZM262 174V173H261ZM40 175V174H39ZM39 175H38V178H39ZM68 177H67V176ZM99 176V177H101V178H103V181L105 180V179H108V180H110V181H112L113 182V184H112V182L110 183V184H112V185H110V186H112L113 188H116V189H113L112 187H110L109 185H108V183H107V185L105 186H101L100 187V185H99V181L97 180L96 181V178H95V176ZM127 175V176H126ZM143 174L141 173V176H142ZM228 175V174H227ZM230 175V174H229ZM228 175V176H229ZM242 175V174H241ZM260 175V174H259ZM259 175H257L258 177H259ZM50 176H52V175H50ZM256 176V177H257ZM262 176V175H261ZM264 176V175H263ZM33 177H34V179H33ZM33 177H31L30 179L28 178V180H30V181H28V182H31L32 181V183H36L37 182V180H38V178H37V180H36V177L35 176H33ZM53 177H52V179L51 180H53ZM213 175H212V177H207V176H204V177H202V178H200V181L202 182H205V183H207V181H209V184H207V186L205 187V186H203L204 188H202L201 186H200V188L201 189H204V193H200L198 190L200 189L199 187V189L197 188V189H194V188H192V187H189L190 188V190H188V189H185V188H175L174 186H172V184L173 183H175V184H184V182H183V180H185V179H183V178H175V179H170V181H168V182H166L167 183V185L164 183V184H162V186L161 187H163L164 185L167 187H165L164 186V189L163 188H161V187H159L158 189L159 190H157V191H155V193H157L156 195L158 196V197H163V198H161L162 200L164 199V198H166V196L168 197V195H169V191H170V189H177L178 191H177V193H175V191H171L172 193L174 192V194H172L171 193V195H169V198L170 197H172V195H174L172 198H174L173 200L175 201V202H173V200H171L172 198H170V200H169V198H167L168 200H169V202L171 201L172 203L171 204H169L168 205V207L170 208V210H169V208H168V213H166V214H168V215H166L165 216V218L167 217V223H166V221H165V218H163V220H161V221H165L164 222V225L166 226H164L165 228H167V229H169V230H171L173 233V237H175V235L176 234H178L177 236L180 238V239H182V237H186L187 236V238L189 239V237H191V233L193 232V231H191V232H189V229H186V227H187V225L189 224L190 225V223L192 222V224L193 223H195V221H194V219H195V217L197 218V215L199 216L200 215V213H201V216H199V221H201V219L204 217H206L207 215H208V217H206L205 219H207V218H209V220H210V223L212 222V226H211V229H213L212 231H213V233L211 232H209V230H211V229H209V228H207L208 230H206V227H208L209 226V223H208V225L206 226V225H204V226H206V227H203V228H201L202 226H199V227H196L197 228V230H198V228L200 229L199 230V232L198 233H196L195 235H193L194 233H195V231H196V229H195V231L192 233V237L191 238H194V239H203V238H207V240L209 241V237L212 239L213 238V236H214V239H220V238H223V237H221V234L225 237V231H227L228 229H232V231L230 232L229 230V232L230 233H232V232H234L233 230H235L237 227H240V228H237V230H235L236 232H239V234H241L242 233V235L244 234V236H242V235H239V237L238 236H234V238L236 239V237H238L239 238V240L241 239L242 240V238L243 239H245L244 237H249L250 238V240H249V242L247 241V243L245 244L244 242H246L245 240H244V242H243V240L241 241L242 242V244L244 245H242V251L241 252H243V253H245L246 254V252H248L244 257L242 256V254H240V253H238V255H241L242 257H241V260H242V264H264V238H263V240L261 239V235H263L262 237H264V215L263 214H261L262 216H260L259 217V215H256L253 211V215L251 214V216H253V217H251V216H249V214L251 213H247L246 212V210L249 212V211H251L250 209H253V208H255V210L256 211H260L261 209L260 208H264V192H263V194H260V193H262V192H259V190H257L256 191V189H255V192L257 193V194H260V195H257L256 193L254 194V196H253V198L251 199H249L248 200V198L246 199L245 198V200L246 201H243L242 202V206L240 207V205H238L237 203V200H235V198H236V196H237V194H241V191H239L240 193H238L236 190H240V188L237 186L238 184L237 183H234V181H236V179L237 178H235V180L233 181V182H229V183H227L226 181V183H219V180L217 181L216 180V182H218L217 183V185L215 184L216 182L214 181L215 179H213ZM234 177H235V175H234ZM233 177V175H232V178H234ZM237 177H239V176H237ZM241 177V176H240ZM243 177H244V175H243ZM242 177V178H243ZM246 177V176H245ZM248 177V176H247ZM46 178V175H44V179ZM228 178V181H231V179L229 180V178H231V176L230 177H227ZM21 179V178H20ZM22 179H23V177H22ZM43 179V180H44ZM47 179H49V175H48V178ZM98 179V178H97ZM241 179V178H240ZM244 179V178H243ZM250 179V178H249ZM253 179V180H252ZM252 179H250V180H252L251 181V183L253 182V181H255L256 183H257V180H255L256 178L255 177H253L252 176ZM50 180V179H49ZM49 180H47V181H49ZM50 180V182H52ZM237 180H239V179H237ZM242 180V179H241ZM246 179H244V181H245ZM248 180V179H247ZM250 180H249V182L248 181H246V182H248V185H249V183H250ZM263 179H261L260 181H258L259 183H257L258 185H259V188H260V186L262 185L261 183H263V181H262ZM25 181V180H24ZM44 181H46V180H44ZM54 181V180H53ZM83 181V182H82ZM84 181H86L85 183L86 184H84ZM185 181H187V182H191V180H189V179H187V180H185ZM210 181H213L214 182V184H211L210 183ZM240 181V180H239ZM24 183V182H20L19 180L17 181V183ZM97 183V186H98V188L96 187L95 188V186H94V184H96ZM99 182V183H98ZM105 182V181H104ZM107 182V181H106ZM182 182V183H181ZM236 182H238V181H236ZM243 182V180L242 181H240V183H239V185H241V183ZM246 182H243L244 183V185H245V183ZM254 182V184H256ZM38 183H40L39 181L37 182V184ZM66 183V184H65ZM76 183L78 184L77 186H75L76 185ZM88 183V184H87ZM186 183V182H185ZM243 183H242V185H243ZM19 184V185H20ZM26 184V183H25ZM52 184V183H51ZM59 184V185H58ZM190 184V183H189ZM223 184V185H222ZM253 184V185H254ZM33 185H35V184H33ZM32 185V186H33ZM73 185L75 186V187H73ZM134 185V184H133ZM140 185V184H139ZM139 185H137L138 186V189H136L137 191L139 190V192H141V195H139L140 193L138 192V195L137 196H139V197H141L142 198V193L144 192L143 191V189H141V191H140V188H143V186H142V184H141V187L139 188ZM148 185V184H147ZM209 185V186H208ZM258 185L256 186L255 185V187L256 188H258ZM263 185H264V183H263ZM262 185V186H263ZM16 186V185H15ZM14 186V187H15ZM55 186H53V188L55 187ZM65 186H64V188H65ZM71 186H69L70 188H68V189H66V190H70L71 191ZM150 186V185H149ZM160 186V185H159ZM238 187V189H235V188H237ZM250 186V185H249ZM251 186H252V184H251ZM55 187V188H56ZM120 187H122V186H120ZM125 187V186H124ZM145 187V190H147L148 191V189H147V187L146 186H144ZM157 187H158V185H157ZM240 187H242V186H240ZM254 186H252V188L254 189L255 188ZM17 188V187H16ZM54 188V189H55ZM62 186H61V189H59V190H62ZM168 190H166V189ZM192 188V189H191ZM205 188H207V189H205ZM247 189L248 190V188L246 187V186H244V189ZM251 188V187H250ZM249 188V189H250ZM252 188L250 189V190H248V194H249V197H252V196H250V194L252 193V191H254V190H252ZM157 188H155V190H156ZM165 190L166 192L164 193V194H166L165 195V197L163 196V195H161L160 193H161V191L162 190ZM244 189H242V191H244L246 194H247V191H245ZM96 190V192H93V191H95ZM235 190V191H234ZM252 190V191H251ZM261 190H262V187H261ZM260 190V191H261ZM146 191V192H147ZM158 191H160V193H158ZM251 193H250V192ZM264 191V190H263ZM90 192H91V194H90ZM118 192V191H117ZM149 192V191H148ZM147 192V193H148ZM163 192L164 191H162V194H163ZM169 192V193H168ZM237 194H236V193ZM74 193H76V191L74 192ZM107 193V194H106ZM109 193H110V191H109ZM111 193H112V191H111ZM146 193V194H147ZM167 193H168V195H167ZM254 193V192H253ZM252 193V194H253ZM72 194H73V192H72ZM72 194H70V195H72ZM90 194V195H89ZM69 195V196H70ZM76 195L78 196V197H80V195L79 194H77L76 193ZM76 195H72V198L73 199H71V198H69L70 200H73L74 201V199L76 198ZM84 195H85V197H84ZM151 193H149L148 194V197H143L144 198V201H142V200H140L141 198H139V197H134V200L135 199H137L136 201H137V203H136V201H135V204H134V206L133 207H135V206H137V204H138V202H142V204H143V202H147V200H148V198H149V200H151ZM161 195V196H160ZM241 195H243V194H241ZM245 195V194H244ZM256 195V196H255ZM68 196V197H69ZM75 196V197H74ZM110 196V195H109ZM147 196V195H146ZM150 196V197H149ZM157 196H155L156 198H158ZM239 196V195H238ZM238 196H237V199H239L240 198V200L242 201V198L244 197H239L238 198ZM248 196V195H247ZM246 196V197H247ZM96 197V200L100 197V195H99V197L97 198V196H95ZM94 197V198H95ZM101 197V198H102ZM103 197V198H104ZM111 197V196H110ZM81 198V197H80ZM79 198V199H80ZM109 198V197H108ZM115 198V197H114ZM177 198V199H176ZM68 199V200H69ZM78 198H76V200H79ZM69 200V201H70ZM88 200V199H87ZM91 200V203H93V201ZM95 200V199H94ZM100 200V199H99ZM153 200V199H152ZM156 200V199H155ZM166 200V199H165ZM165 200H163L164 202H162V204L163 203H165ZM178 200V201H177ZM239 200V201H240ZM63 201H65V199L63 200ZM63 201H62V203H63ZM69 201H68V203H69ZM72 201V204L75 206V208H78V209H76L77 210V215L79 214V213H86V212H89V210L91 211V209H90V207H88L89 208V210L88 211H83L85 208H84V206L87 204V203H85V202H83L82 201V199H80V201L82 202V206H81V202L79 201L78 203L77 202H73ZM112 201H113V199H112ZM132 201V200H131ZM234 201H236V202H234ZM240 201V202H241ZM65 202H67V201H65ZM64 202V203H65ZM95 202V201H94ZM97 202V201H96ZM140 202V203H141ZM160 202V201H159ZM239 202V203H240ZM245 202V203H244ZM67 203V204H68ZM90 203V204H91ZM111 203V202H110ZM126 203V202H125ZM148 203V202H147ZM195 203V205L196 204H198V206L199 205H202V207L205 209V211L203 210V209H201L202 211L199 213H197V214H195L196 216L194 217V210L191 212V206L193 205ZM71 204V202H70V204H69V210H71L72 209V207L74 208V206ZM78 204V205H77ZM88 204H89V202H88ZM86 205L85 207H86V209H87V206H90V205ZM156 204V203H155ZM162 204L160 203V205H161V207L163 208V207H165L164 206V204H163V206H162ZM166 204H168L167 202H166ZM64 205H66V203L64 204ZM70 205L72 206L71 208H70ZM92 205H94V204H92ZM91 205V206H92ZM112 205V204H111ZM126 205H127V203H126ZM133 204H131L130 206H132ZM139 205V204H138ZM157 205H158V203H157ZM172 205H173V207H172ZM61 206V205H60ZM59 206V207H60ZM79 206V207H78ZM197 206V207H198ZM83 207V208H82ZM123 207V206H122ZM124 207H126V206H124ZM158 207V206H157ZM167 207V206H166ZM172 207V208H171ZM192 207H194V206H192ZM202 207H200V208H202ZM52 209H53V207H51ZM56 208V209H55ZM63 208V207H62ZM62 208H60V210H61V212L64 210V208H63V210H62ZM67 208H68V205H67ZM75 208L74 209H72V210H75ZM79 208H80V211H78L79 210ZM109 208V207H108ZM110 208H111V206H110ZM159 208V207H158ZM199 207H198V210L200 209ZM257 208H259L258 210H257ZM65 209H66V207H65ZM85 209V210H86ZM107 209V208H106ZM112 209H113V206H112ZM122 209H125V208H122ZM122 209H121V211H122ZM127 209H128V207H127ZM143 209V208H142ZM193 209H195V208H193ZM54 211L55 210H57V212H59V209H58V206L57 207H54V209H53ZM68 210V209H67ZM69 210H68V212H69ZM94 210V209H93ZM92 210V211H93ZM114 211H115V209H113ZM126 210V209H125ZM132 210V209H131ZM136 210H137V212L139 211V210H141V208H139V209H137L136 208ZM156 210V209H155ZM158 210V209H157ZM165 210V209H164ZM197 209H195V211H196ZM54 211H53V213H54ZM124 211V210H123ZM122 211V212H123ZM161 211V210H160ZM170 211V212H169ZM200 211V210H199ZM258 211V212H259ZM3 212V211H2ZM5 212V211H4ZM47 212V211H46ZM56 212V211H55ZM55 213V216L57 215V217L58 216H61L60 214H62V218L61 217H59L58 219H59V221L57 220V218H53V219H56L54 222H53V224H55L56 223V221H58V223H60V220L62 219L63 220V222L61 221V223L60 224H62V223H64V224H66L67 225V227H65V229H67V232L69 233V231H71V230H68V224H70V222H69V220H67V222H66V217H67V219H69V216H70V214L71 215H73V216H70L71 217V219L70 220H78V222L81 224V222L83 223V225H84V223H85V221H86V218L87 217H89L88 215H90L91 214V212H89V214L88 213H86V214H79V218L78 219H72V218H74L75 216L74 215H76V212H75V214H73V211L71 212L70 211V213L68 214L67 212H65V210L62 212V213ZM67 213L68 214V216H67V214L66 215H63V214H65V213ZM110 212V211H109ZM116 212V211H115ZM120 212V211H119ZM137 212L135 213V211H134V213H135V216H137L135 219L137 220V219H140V218H142L143 219V217L141 216V214H138L137 215ZM246 212V213H245ZM261 212V211H260ZM26 213V212H25ZM29 213V212H28ZM44 213V212H43ZM48 213H49V211H48ZM124 213V212H123ZM123 213H121L120 212V214H121V216H122V214ZM130 213V212H129ZM132 213V212H131ZM130 213V216L132 215V214H134V213H132L131 214ZM164 212H162V214H163ZM193 213V214H192ZM196 213V212H195ZM207 215H206V214ZM242 213L244 214V215H246V214H248V215H246V216H243V221L241 220V218H242V216H240V215H242ZM261 213H264V212H261ZM10 215H11V213H9ZM45 214V213H44ZM50 214V213H49ZM93 214H95L94 213V211H93ZM92 214V215H93ZM98 214H100V213H98ZM120 214H117V217L120 215ZM125 214H127V212L125 213ZM162 214H160V215H162ZM204 214V215H203ZM5 215H6V213H5ZM18 215V214H17ZM17 215H16V217H17ZM27 215V214H26ZM51 215H53L52 214V212H51ZM76 215V216H77ZM87 215V216H86ZM92 215H90V217L92 216ZM104 215V214H103ZM124 215V214H123ZM37 216V215H36ZM38 216H40V215H38ZM54 216V217H55ZM66 216V217H65ZM82 216H86L85 218H83ZM108 216H110V215H108ZM114 216H116V215H114ZM114 216H113V218H114ZM129 215L127 214V215H125V216H123V217H128ZM130 216H129V218H130ZM133 217H134V215H132ZM131 216V217H132ZM164 216V215H163ZM247 216H249V218H247ZM14 217V216H13ZM24 217V216H23ZM30 217H32V216H30ZM29 217V218H30ZM65 217V218H64ZM112 217V216H111ZM111 217H109V218H111ZM132 217V219L135 221V222H137L134 218ZM162 217V216H161ZM193 217H194V219H193ZM202 217V218H201ZM240 217V221H242V223L241 224H244L245 225V229L243 228V230H244V232H243V230L241 229L242 227H244V225H241L240 224V221H239V223H237V221H236V223H235V225H237V224H239L240 226H236L235 227V225H234V223L233 222H235V220L236 219H238ZM8 218V217H7ZM15 218V217H14ZM20 218V217H19ZM22 218V217H21ZM26 218V217H25ZM61 218V219H60ZM83 218V219H82ZM103 218H104V216H103ZM108 218V219H109ZM203 218V219H204ZM247 218V219H246ZM31 219H33L34 220V218H31ZM30 219V220H31ZM64 219H65V222H64ZM91 220L93 219V218H90ZM107 219V218H106ZM112 219V218H111ZM110 219V220H111ZM118 219V218H117ZM119 219H120V217H119ZM123 219L124 218H122V222H120V220L118 221L119 223H117V221L116 222H114V223H112V220H111V223L112 224H114L115 226L117 225V224H120V223H123V224H125V221H127V220H129L128 222H129V224L127 223V226L128 225H132V223H134V221H132V219H126L125 218V221L123 222ZM204 219V220H205ZM24 220V219H23ZM22 220V221H23ZM28 220V218L26 219V221ZM39 220V219H38ZM82 220V221H81ZM113 220H115V219H113ZM130 220H131V223H130ZM196 221H197V219H195ZM204 220L203 221H201L202 223L204 222ZM18 221L19 220H17V223H18ZM21 221V222H22ZM29 221V220H28ZM27 221V222H28ZM35 221V220H34ZM33 221V222H34ZM51 221V220H50ZM72 221H71V223H72ZM94 221V220H93ZM140 221V220H139ZM141 221H143V220H141ZM199 221H198V224H200L201 225V222L199 223ZM207 221V220H206ZM220 221H222L223 222V224L220 222ZM225 221H230V222H232V223H229V222H225ZM15 222V221H14ZM20 222V223H21ZM32 222V221H31ZM35 222H37V221H35ZM75 222H77V221H75ZM108 222H109V220H108ZM108 222H105L107 225H108ZM209 222V221H208ZM22 223H25V222H22ZM21 223V224H22ZM28 223H30V221L28 222ZM45 223V222H44ZM102 223V222H101ZM101 223H99V224H101ZM110 223V224H111ZM137 223H139V222H137ZM157 223V222H156ZM205 223V222H204ZM203 223V224H204ZM207 223V222H206ZM224 223H226L227 225V227L226 226H224ZM228 223H229V225H231L232 227H234V228H229V227H231V226H229L228 225ZM245 223H247L250 227H251V229H250V227L249 226H247V227H249L248 229L250 230V232L251 233H249V234H251V235H249L248 234V232L246 233V231H249L248 229H247V227H246V224ZM19 224V223H18ZM20 224V225H21ZM51 224V226H52V223H50ZM73 224V223H72ZM72 224H70L71 226H74V224L72 225ZM140 224V223H139ZM167 224V225H166ZM192 224H191V226H190V228L192 227ZM195 224H197V222L195 223ZM195 224H193V227L195 226ZM202 224V225H203ZM221 224H222V226L224 227V229L225 228H227V230L225 229H223V227L221 226ZM14 225H16V223L14 224L13 223V226ZM20 225H16V226H20ZM23 225V224H22ZM21 225V226H22ZM28 225H30V224H28ZM27 225V226H28ZM31 225H32V223H31ZM40 225V224H39ZM38 225V226H39ZM56 225V224H55ZM65 225V226H66ZM75 225H78L79 226V224L78 223H76ZM104 226H105V224H103ZM103 225L101 226L102 228H103ZM121 225V224H120ZM118 225V226H116L115 228L112 226L111 227V229L112 228H114L115 230H116V228H117V230H116V232H118V231H121L120 229L122 228V226L123 225ZM135 225V223L133 224V226ZM159 225V224H158ZM23 226H25V228L27 227L26 225H23ZM44 226V225H43ZM50 226V225H49ZM82 225H80V227H81ZM99 226V225H98ZM111 226V225H110ZM109 226V227H110ZM121 228H120V227ZM127 226L125 227L126 228V230H129L130 232L129 233H132L131 232V230L133 229H127ZM159 226H162V225H159ZM220 226H221V228L223 229L222 231H221V228H220ZM229 226V227H228ZM42 227V226H41ZM96 227V226H95ZM136 227H138V225H136ZM192 227V228H193ZM21 228V227H20ZM28 228H29V226H28ZM27 228V229H28ZM70 228H72V227H70ZM74 229H76V231L78 230V228H75V227H73ZM72 228V229H73ZM118 228H120L119 230H118ZM205 228V229H204ZM14 229H16V228H14ZM19 229V228H18ZM23 229V228H22ZM44 228H42L41 230H43ZM74 229H73V231H74ZM104 229V228H103ZM105 229L106 230H109V229H107V227H105ZM104 229V230H105ZM136 229V228H135ZM194 229V228H193ZM220 229V230H219ZM241 229V230H240ZM247 229V230H246ZM29 230V229H28ZM32 230V231H31ZM100 231H99V233L101 232V234H102V231L103 230H101V229H99ZM105 230V231H106ZM123 230H124V228H123ZM159 230H161V228L159 229ZM159 230L157 231H155L156 233H158L159 234ZM175 230L177 231V230H179V231H181V232H179V233H174L175 232ZM191 230V229H190ZM240 230V231H239ZM21 231V230H20ZM25 231H26V229H25ZM34 230L33 229H31L30 228V232L29 231H27V232H29V233H31V232H33ZM112 233H113V235L115 234V231H112V230H110ZM162 231V230H161ZM160 231V232H161ZM170 231V232H171ZM222 232L221 234H220V232ZM224 231V232H223ZM34 232H36V231H34ZM43 232L45 233V230L44 231H42V234H43ZM56 232H57V230H56ZM66 232V231H65ZM66 232V233H67ZM72 232V231H71ZM71 232H70V234H71ZM89 231H86V233H88ZM91 232V231H90ZM90 232L87 234L89 237H90ZM108 233H109V231H107ZM123 232H126V231H123ZM123 232H120V237H119V239L120 238H123V237H125L126 238V236L127 237H129L128 235V233H127V235H125V236H123V237H121V233L123 234ZM187 232H189L188 234H186ZM236 232H234V233H236ZM241 232V233H240ZM26 233V232H25ZM55 233V231L52 233V234H54ZM59 233H60V230H59ZM74 233H78V232H75L74 231ZM92 233H94V232H92ZM96 233V232H95ZM94 233V234H95ZM163 233H164V231H163ZM217 233H218V238H217ZM231 234V235H236V234ZM20 234H21V232H20ZM27 234V233H26ZM36 234V233H35ZM46 234H48L47 233V231H46ZM58 233H56V235H57ZM61 234V233H60ZM63 234V233H62ZM65 234V233H64ZM84 234V233H83ZM110 234V233H109ZM109 234H108V236H109ZM125 234V233H124ZM166 234V233H165ZM165 234H164V236L163 237H166V239H167V241L170 243V239H171V241H172V244L174 245V243H175V247H174V251L176 250L177 251V253H176V256H174L173 258V263L174 264H179V262H178V259H176L177 260V262L175 263L174 262V260H175V257L177 258V255H178V252H179V256L181 255V254H186V253H188V254H186V256L184 255V257H187V255L189 256H191V257H193L195 254L194 253H197L196 251H192L191 252V248L193 249V247H191V246H189V245H187L188 244V242L190 243V244H192V242H190L188 239V242H186V240H182L183 242H185L184 244H186V245H183L184 247H182V244H180V239L177 241V239L176 238H170V236L169 235H166L165 236ZM175 234V235H174ZM220 234V235H219ZM247 234V235H246ZM24 235V234H23ZM31 235H32V233H31ZM30 235V236H31ZM50 235V237H48V238H51L52 236H51V233L50 234H48V235H45L46 236V238H47V236H49ZM55 235V236H56ZM67 235V234H66ZM131 235V234H130ZM163 235V234H162ZM227 235H229L228 233H227ZM226 235V236H227ZM249 235V236H248ZM27 236V238H28V235H26ZM38 236H40V235H38ZM37 236V237H38ZM58 236H59V241H60V236H64V235H59L58 234ZM86 236V235H85ZM111 236V235H110ZM117 236H119V233H118V235H116V239H115V237H113L114 239H113V241L114 240H116L117 241ZM153 236H154V234H153ZM156 236H160V235H156ZM181 236V237H180ZM25 237V236H24ZM32 237V236H31ZM31 237H29L30 239H31ZM35 236H34V233H33V237L32 238H34ZM36 237V238H37ZM43 237V236H42ZM69 237H71V236H69ZM73 237V236H72ZM72 237H71V239H72ZM89 237H87L88 239H87V241H90L89 240ZM112 237V236H111ZM220 237V238H219ZM229 237V236H228ZM231 237V236H230ZM230 237H229V240H227V241H231V239H232V241H231V244L232 243H237V241L235 242L234 241V238H232L231 237V239H230ZM240 237H242V238H240ZM40 238H41V236H40ZM44 238V237H43ZM47 238V239H48ZM55 238H57V237H55ZM55 238H53V240H55ZM65 238V237H64ZM66 238H68V236H66ZM93 238V237H92ZM130 238H131V236H130ZM129 238V239H130ZM37 239H39V238H37ZM58 239H56V241L58 240ZM69 240V242H68V244L69 243H71V241L72 240ZM77 239H78V237H77ZM94 239V238H93ZM98 239V238H97ZM100 239V238H99ZM110 239V238H109ZM133 239V238H132ZM156 239V238H155ZM159 239V238H158ZM173 239H176V242H175V240H174V242H173ZM184 239H186V238H184ZM211 239H210V241H211ZM227 239V238H226ZM226 239L224 240V238L222 239V240H224V241H226ZM31 240H33V239H31ZM44 240V239H43ZM50 240H52V238L51 239H49V243H54L53 241L52 242H50ZM63 240H65V239H63ZM63 240L61 241L62 243H63ZM75 240V239H74ZM81 240V239H80ZM112 240V239H111ZM123 240H124V238H123ZM128 240V239H127ZM193 240V239H192ZM197 240V241H198ZM213 240V239H212ZM217 240L215 241V243H216V245H217ZM222 240H219L220 241V244H225V242L224 241H222ZM238 240V239H237ZM247 240V239H246ZM35 241H36V239H35ZM40 241H42V240H40ZM59 241H57V244H58V242ZM67 241V240H66ZM79 241V240H78ZM94 240H92V242H93ZM101 241V240H100ZM125 241H126V239H125ZM131 241V240H130ZM196 241V242H197ZM201 241H206V240H201ZM207 241V242H208ZM223 243H222V242ZM234 241V242H233ZM48 242H46V243H48ZM74 242V241H73ZM99 242V241H98ZM102 242V241H101ZM115 242V241H114ZM117 242H122V240L121 241H117ZM161 242V241H160ZM159 241H157L155 244H157V245H159V243H160ZM166 242V241H165ZM164 242V243H165ZM206 242V243H207ZM212 242V244H214L213 242H214V240L213 241H211ZM239 242V241H238ZM241 242H239V243H241ZM30 243V242H29ZM32 243V242H31ZM33 243H35V245H36V242H33ZM39 243V242H38ZM45 243V244H46ZM61 243V244H62ZM65 243L66 242H64V246L63 245H60L59 246V244L57 245L56 243L54 244V245H57L58 246V248H61V246L62 247H65L64 249H66V246H65ZM74 243H77V242H74ZM120 243H118V244H120ZM162 243V242H161ZM182 243V242H181ZM195 242H193V246H195V244H194ZM226 243H228V242H226ZM238 243V244H239ZM41 244V243H40ZM44 244V243H43ZM44 244V245H45ZM80 244H81V242H80ZM85 244V243H84ZM91 244V243H90ZM95 244V243H94ZM125 244V243H124ZM123 244V245H124ZM166 245H167V243H165ZM171 244V245H172ZM178 244V245H177ZM198 243H196V245H197ZM203 244H205V243H203ZM211 244V243H210ZM211 244V245H212ZM219 244V243H218ZM219 244V246L221 247H223V246H225V248H228V244H230V243H228V244H225V245H220ZM230 244V247L231 246H234L235 247V245L236 244H232L231 245ZM27 245V244H26ZM33 245V244H32ZM43 245V246H44ZM54 245L51 247L50 246V244H49V246H50V248L51 249H53L54 248ZM67 245V244H66ZM70 245V244H69ZM73 245V244H72ZM96 245V244H95ZM107 245H108V243H107ZM122 245V244H121ZM162 245V244H161ZM165 245V246H166ZM170 245V247H173V246H171ZM209 245V244H208ZM25 246V245H24ZM42 246V247H43ZM74 246H76V245H74ZM87 246V245H86ZM97 246H98V244H97ZM101 246H103V245H101ZM105 246V245H104ZM128 246V245H127ZM167 246H169V244L167 245ZM177 246V247H176ZM179 246V247H178ZM198 246H201V244L200 245H198ZM207 245H205L204 247H206ZM23 247V246H22ZM31 247H34L35 248V246H31ZM37 247H39V245L37 246ZM36 247V248H37ZM56 247V246H55ZM71 247V246H70ZM77 247H79V246H77ZM89 247V246H88ZM107 247V246H106ZM112 246H110L109 245V250H110V248H111ZM153 247V246H152ZM164 247V246H163ZM189 247H190V249H189ZM202 247V246H201ZM201 247H199V250H203L204 249V247H203V249H201ZM208 247V246H207ZM210 247H215V245L214 246H210ZM219 247V248H220ZM221 247V248H222ZM230 247H229V249H230ZM234 247H231V248H233L234 249ZM236 247H237V245H236ZM235 247V248H236ZM239 247H241V245L239 244ZM246 247H248V251H247V248ZM12 248H13V246H12ZM40 248V247H39ZM67 248H69L68 246H67ZM91 248V247H90ZM94 248V247H93ZM99 248V247H98ZM104 248V247H103ZM107 248V249H108ZM112 248H114V249H116L114 246L112 247ZM154 248V247H153ZM153 248L151 249V250H153ZM159 248H160V245H159ZM168 248V249H167ZM167 248H165L164 247V249H166V250H164V251H166L167 252V250L169 251L168 253H166L165 255H169V254H172V249L173 248H170V250H169V247H167ZM177 248V249H176ZM183 248H184V250H183ZM187 248V249H186ZM198 248V247H197ZM209 248V247H208ZM215 248H218V245H217V247H215ZM218 248V249H219ZM24 249V248H23ZM22 249V250H23ZM38 249V248H37ZM63 249V250H64ZM71 249V248H70ZM80 249V248H79ZM83 249V248H82ZM85 249H87V248H85ZM84 249V250H85ZM89 249V248H88ZM88 249L86 250V251H88ZM96 249H97V247H96ZM101 249V248H100ZM112 250L113 252L115 251V250ZM144 249V248H143ZM155 249H157L156 247H155ZM179 249V250H178ZM212 249V248H211ZM214 249V248H213ZM229 249H227V251H229ZM241 249V248H240ZM246 249V250H245ZM10 250H12V249H10ZM15 250H17V249H15ZM39 250V249H38ZM53 250H55V249H53ZM62 250V251H63ZM74 250V249H73ZM92 250V249H91ZM109 250H107L106 251V249H105V253L106 254H108L109 255V253L111 252V250L109 251ZM162 250V251H163ZM180 250H182L181 252H180ZM189 250V251H188ZM195 250V249H194ZM210 250V249H209ZM222 250V249H221ZM232 250V249H231ZM234 250H238V249H234ZM41 251H43V248H42V250H40V252ZM49 251V250H48ZM47 251V255H49V252ZM51 251V250H50ZM59 251V250H58ZM62 251H61V253H62ZM65 251V250H64ZM75 251V250H74ZM78 251V253H80L81 252V250H80V252H79V250L77 249L75 252H77ZM83 251V250H82ZM89 251H90V249H89ZM98 251H100V250H98L97 249V253H98ZM116 251H118L117 249H116ZM156 251H158V250H155V252ZM170 251H172L171 253H170ZM183 251H185V253L183 252ZM211 251V250H210ZM214 251H216V249L214 250ZM220 251V250H219ZM238 251H240V250H238ZM244 251H246V252H244ZM17 252V251H16ZM38 252V251H37ZM44 252H45V250H44ZM55 252H57V251H55ZM67 252V251H66ZM68 252H69V250H68ZM67 252V253H68ZM93 252H95V251H93L92 250V252L91 253H93ZM94 253V254H92V255H94V257L96 256V257H98V262H96L97 260L96 259H92L91 258V260H92V262L90 263L88 260V257L87 256H89L87 253H85V254H87V256L85 257V259H84V261L86 260L87 262H89V263H87V264H93V261L96 263V264H99L100 262L99 261H103L105 258V260L103 261V263L102 264H104L106 261H108V259L107 258H109L108 257V255L107 256H103V254H104V252H103V254L102 253H100L101 255H102V259H101V255L98 253ZM108 252V253H107ZM113 252H111V253H113ZM133 252V251H132ZM151 252V251H150ZM150 252L148 251L147 253H149V255L147 256V257H149L150 256ZM191 252V253H190ZM200 252V251H199ZM197 253V254H199V256H201L200 254L202 253ZM222 252H224L223 250L221 251V253ZM234 252V251H233ZM233 252H231V253H233ZM236 252V251H235ZM42 253V252H41ZM40 253V254H41ZM60 253V254H61ZM66 253V254H67ZM77 253V254H78ZM83 254H84V251L82 252ZM89 254H90V252H88ZM117 253V252H116ZM147 253L145 254V255H147ZM153 253V252H152ZM157 253V252H156ZM162 253H164V252H162ZM204 253V252H203ZM211 254H212V252H210ZM214 253V252H213ZM217 253H218V251H217ZM216 253V254H217ZM220 253V254H221ZM229 253H230V251H229ZM231 253H230V255H231ZM12 254V253H11ZM52 254V253H51ZM50 254V255H51ZM53 254H54V252H53ZM57 254V253H56ZM56 254H54V256H56ZM59 254V255H60ZM71 254H74V253H72L71 252ZM81 254V253H80ZM84 254V255H85ZM96 254V255H95ZM118 254H119V252H118ZM118 254H116V256L118 255ZM121 254V253H120ZM119 254V255H120ZM139 255H140V253H138ZM194 254V255H193ZM205 254H207L206 252H205ZM209 254V253H208ZM219 254V255H220ZM227 254V253H226ZM226 254L224 253V255H222V257H220V256H218L219 258H220V260L219 261H221V259L223 258L224 260H225V258H226V260L229 258V256H228V254H227V257H226ZM237 254V253H236ZM235 254V255H236ZM38 255V254H37ZM58 255V256H59ZM62 255V254H61ZM61 255H60V257H61ZM70 255V254H69ZM69 255H67L66 257H69ZM75 256H76V254H74ZM82 255V254H81ZM81 255H80V257L79 258H81ZM92 255H90V257L92 256ZM99 255V256H98ZM112 255H114V254H112ZM133 255V254H132ZM142 255V254H141ZM157 255V254H156ZM164 255V256H165ZM172 255H175V253H173ZM204 255V254H203ZM244 255V254H243ZM43 257V254H41L40 256H39V259H40V257ZM46 256V255H45ZM64 257H65V255H63ZM73 256V255H72ZM71 256V257H72ZM83 256V255H82ZM110 256V255H109ZM130 256V255H129ZM158 256H160L159 254H158ZM178 256V257H179ZM190 256H189V258H190ZM195 256H197V255H195ZM194 256V257H195ZM199 256H198V260L196 259L197 257H195L194 259H195V262H193V264H219L218 262V258L216 257V259L215 260H217V263H215L214 261H213V259H211L210 258V261L211 262H203L202 261V258H204V257H202V258H199ZM211 256H213V255H211ZM214 256H215V254H214ZM237 256V255H236ZM38 257V256H37ZM51 257V256H50ZM63 257V259L62 258H59V260L60 259H62V262H61V260H60V262H59V260H58V262L56 261L58 258L56 257V259H54V260H52V258H53V256H52V258H51V260H52V263L51 264H53L54 262L55 263H57V264H65L66 263V261H65V259H66V257L64 258ZM70 257V258H71ZM89 257V258H90ZM120 257V256H119ZM126 257V256H125ZM132 257V256H131ZM134 257V256H133ZM140 257V256H139ZM146 257V256H145ZM146 257V258H147ZM168 257V256H167ZM180 257H182V256H180ZM179 257V259L181 260V258ZM209 257H210V255H209ZM209 257H205L206 258V261H208V258ZM225 257V258H224ZM232 257H234V255L232 256ZM245 257H247V259H245ZM46 258H47V256H46ZM104 258V259H103ZM110 258H111V256H110ZM114 258H115V256H114ZM117 258V257H116ZM124 258V257H123ZM135 258V257H134ZM136 258H138V257H136ZM142 258V257H141ZM156 259V256L155 257H153V259ZM188 257L186 258V259H189ZM205 258H204V260H205ZM234 258H237V257H234ZM44 259H45V257H44ZM88 259V260H87ZM100 259V260H99ZM112 259H113V257H112ZM111 259V261H113ZM139 259V258H138ZM142 259H144V258H142ZM151 259H152V257L150 258V261H151ZM158 259V258H157ZM156 259V260H157ZM162 261H164V259L165 258H160ZM160 259H158L159 260V262H160ZM167 260H165V261H167V262H165V263H167V264H171L172 262H170V260H172V256H170V258L168 257V258H166ZM168 259H170L169 261H168ZM183 259V258H182ZM185 258H184V262H186V261H188V264H189V261H190V259L189 260H186ZM193 259V260H194ZM232 258L230 257V259H228V264H230V260H231ZM41 261H39L40 262V264L41 263H44V261H43V258L42 259H40ZM136 260V259H135ZM157 260V261H158ZM175 260V261H176ZM193 260H191V262L193 261ZM201 260V261H200ZM223 260V261H224ZM234 260V259H233ZM233 260H231V262L233 261ZM17 261V260H16ZM45 261H46V259H45ZM54 261V262H53ZM68 263H69V258H68ZM72 261H74L75 262V260H72ZM83 261V260H82ZM85 261V262H86ZM109 261H110V259H109ZM108 261V262H109ZM114 261L116 262V260L114 259ZM112 262L111 264H114L115 262ZM119 261V260H118ZM116 262L117 264L119 263V262ZM122 262H123V260H121ZM129 261V260H128ZM146 261V260H145ZM196 261H199V262H196ZM222 261V262H223ZM237 261V260H236ZM0 262H2V261H0ZM21 262V261H20ZM25 262V261H24ZM33 262H35V261H33ZM47 262H50L49 261V259H48V261ZM47 262H46V264H47ZM74 262H71L72 264L74 263ZM122 262H120L119 264H122ZM143 262H144V260H143ZM148 262H149V260H148ZM152 262V261H151ZM159 262L157 263V262H153L154 264H159ZM181 262V261H180ZM183 261H182V263H184ZM190 262V264H192ZM202 262V263H201ZM214 262V263H213ZM225 262V261H224ZM222 263V264H225V263ZM227 262V261H226ZM234 262V261H233ZM232 262V263H233ZM238 262H240V261H238ZM237 262V263H238ZM4 263V262H3ZM7 263V262H6ZM10 264H11V262H9ZM8 263V264H9ZM83 263V262H82ZM110 263V262H109ZM109 263H107V264H109ZM115 263V264H116ZM127 263H129V262H127ZM127 263H125V264H127ZM130 263H131V261H130ZM134 262H132V264H133ZM136 263V262H135ZM140 263V262H139ZM142 263V262H141ZM152 263V264H153ZM164 263V264H165ZM172 263V264H173ZM182 263H180V264H182ZM2 264V263H1ZM14 264V263H13ZM17 264V263H16ZM20 264V263H19ZM22 264V263H21ZM24 264H26V262L24 263ZM36 264H39L38 262L36 263ZM50 264V263H49ZM75 264H76V262H75ZM78 264H80V263H78ZM84 264V263H83ZM86 264V263H85ZM101 264V263H100ZM106 264V263H105ZM124 264V263H123ZM137 264V263H136ZM143 264V263H142ZM145 264V263H144ZM161 264V263H160ZM163 264V263H162ZM185 264V263H184ZM186 264H187V262H186ZM220 264H221V262H220ZM227 264V263H226ZM234 264H236V262H234ZM240 264V263H239Z\"/></svg>","mask_w":264,"mask_h":264}]
</instances>
